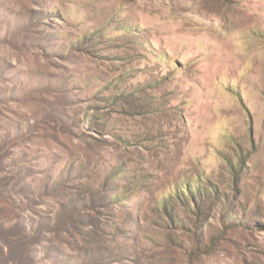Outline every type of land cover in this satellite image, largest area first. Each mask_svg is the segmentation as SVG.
Wrapping results in <instances>:
<instances>
[{"label":"rangeland","instance_id":"obj_1","mask_svg":"<svg viewBox=\"0 0 264 264\" xmlns=\"http://www.w3.org/2000/svg\"><path fill=\"white\" fill-rule=\"evenodd\" d=\"M0 264H264V0H0Z\"/></svg>","mask_w":264,"mask_h":264}]
</instances>
